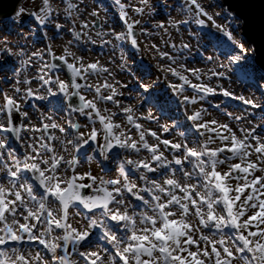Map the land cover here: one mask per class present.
Instances as JSON below:
<instances>
[{
    "label": "clouds",
    "instance_id": "clouds-1",
    "mask_svg": "<svg viewBox=\"0 0 264 264\" xmlns=\"http://www.w3.org/2000/svg\"><path fill=\"white\" fill-rule=\"evenodd\" d=\"M244 25L222 0H0V264H264Z\"/></svg>",
    "mask_w": 264,
    "mask_h": 264
},
{
    "label": "water",
    "instance_id": "water-1",
    "mask_svg": "<svg viewBox=\"0 0 264 264\" xmlns=\"http://www.w3.org/2000/svg\"><path fill=\"white\" fill-rule=\"evenodd\" d=\"M225 7L245 20L243 33L258 50V62L264 61V0H222Z\"/></svg>",
    "mask_w": 264,
    "mask_h": 264
},
{
    "label": "snow or ice",
    "instance_id": "snow-or-ice-1",
    "mask_svg": "<svg viewBox=\"0 0 264 264\" xmlns=\"http://www.w3.org/2000/svg\"><path fill=\"white\" fill-rule=\"evenodd\" d=\"M218 179H221V177H217ZM259 181L254 182L253 185H246L242 188H238L237 192H245V188L250 189V190H254L256 184H258ZM221 188L223 189V191H225L226 193L228 192L227 188H224L223 185H221ZM246 194V193H245ZM227 199V197H226ZM242 199L241 196H237L236 197V203H239V201ZM249 201H251V197L248 198ZM228 205L229 207H233V202L232 201H228ZM254 208V214L247 216L246 220H245V224L246 225H250L255 227L257 225L258 222L260 221H264V194H261V199H259L258 203L256 205H253ZM245 209L242 207L241 208V216H243ZM239 222V218H237V223ZM252 235H256V232L251 233ZM213 252L217 253V250L214 248ZM225 253L227 254V249H225ZM190 260H191V264H203V262L199 259H197V253L195 252H190L188 253ZM204 255H207V253L205 252ZM180 261V264H188V261H185L182 258H178ZM217 264H224L223 261H220L219 259L217 260Z\"/></svg>",
    "mask_w": 264,
    "mask_h": 264
},
{
    "label": "bare ground",
    "instance_id": "bare-ground-1",
    "mask_svg": "<svg viewBox=\"0 0 264 264\" xmlns=\"http://www.w3.org/2000/svg\"><path fill=\"white\" fill-rule=\"evenodd\" d=\"M237 103H239V102L237 101Z\"/></svg>",
    "mask_w": 264,
    "mask_h": 264
}]
</instances>
